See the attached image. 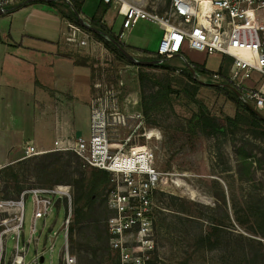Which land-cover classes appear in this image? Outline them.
Here are the masks:
<instances>
[{
	"label": "rangeland",
	"instance_id": "obj_1",
	"mask_svg": "<svg viewBox=\"0 0 264 264\" xmlns=\"http://www.w3.org/2000/svg\"><path fill=\"white\" fill-rule=\"evenodd\" d=\"M102 1L83 0L82 15L89 20L98 17ZM126 1L161 14L170 7V0ZM62 6L55 8L57 17L49 13L51 7L47 3L35 5L14 18L11 14L0 16V264H20L23 257L24 264L62 262L68 199L58 201L56 198L53 213L46 220H38L36 237H31L33 194L42 191V196L49 198L59 187L72 190L74 215L69 227V243L77 264H118L108 229V221L116 216L111 207L113 193L119 191L128 196L139 188L138 179L142 180L137 177L136 184L129 186L125 175L118 177L110 172L111 177L98 187L93 204L77 218L75 212L87 202L89 183L94 178V170L84 159L74 150L55 149L39 150L45 153L25 158L27 144L18 149L9 144L11 132L19 133L15 130L17 127L26 130L35 119V112L45 113L59 105L57 99L62 95L55 90L43 91L49 100L39 101L33 86L36 79L49 88L63 89L69 84L70 101L89 105L92 96H96L100 99L98 109L120 113L116 117L122 123L112 132L110 143L125 145L121 155L130 156L135 149L149 150L150 153L145 154L149 158L153 155L152 167L159 174L158 186L149 193L155 264H264L262 130L236 120L238 110L230 99L231 93L225 86L213 84L212 75L201 74L192 79L188 68L178 65L189 61L216 71L226 58L220 54L208 57L188 47L184 48L182 58L157 57L163 31L144 20L124 42L120 34L124 18L118 7L112 5L107 17L112 34L137 60L156 61L153 64L156 68L148 69L123 60L91 32L95 49L91 47L89 55L83 56L95 65V70L75 69L72 61L56 55L60 50L65 51L62 16L67 17L74 11L67 0ZM59 37L63 43L59 42ZM56 44L59 47H55ZM138 49L153 54L136 51ZM68 51L72 52L69 48ZM142 70L158 77L159 87H169L170 92L169 104L149 120L141 107L139 73ZM93 75L95 85L99 86L94 93ZM191 81L199 87L195 96L198 103L182 92L183 85ZM247 84L253 86L249 81ZM90 110L91 106L80 119L88 133L86 138L90 134ZM48 113L50 116L53 112ZM201 115L217 119L214 136L204 134L203 131L212 130H205ZM228 119H234L235 123H229ZM150 132L158 139H149ZM113 148L116 151V147ZM19 188L23 190L21 194ZM24 194L26 218L23 225ZM135 204L138 205V201ZM55 233L58 238L55 251L51 253L50 238ZM133 234L136 237L137 231ZM45 248L47 253H44Z\"/></svg>",
	"mask_w": 264,
	"mask_h": 264
},
{
	"label": "built area",
	"instance_id": "obj_2",
	"mask_svg": "<svg viewBox=\"0 0 264 264\" xmlns=\"http://www.w3.org/2000/svg\"><path fill=\"white\" fill-rule=\"evenodd\" d=\"M37 1L39 0H0V10L5 14H13L21 7ZM104 2L117 6L119 14L124 18L122 38L142 20L156 24L162 29L163 37L156 53L157 57L165 59L183 57L184 48L188 47L192 51L206 53L208 57L220 54L232 58L228 79L253 104L254 109L264 116V0H170L169 10L163 14L149 11L142 4L127 1L128 4L126 0ZM80 16L82 26L67 18L63 19L65 26L63 36L65 44L71 51L89 55L90 48L95 44L89 28L92 21L82 14ZM92 49L94 51L95 47ZM185 67L189 69L187 62ZM221 67L225 69L226 64L222 63ZM221 67L212 74L210 80L213 84H224V78L220 73ZM255 73L262 76L263 83L260 88H250L247 84ZM95 87L99 88L98 84ZM99 101L100 99L95 96L90 104L89 137H78L75 142L57 140L54 149L74 150L91 168L105 170L118 177L125 175V181L129 186H134L136 178L142 177V180L138 179L139 188L134 189L128 196L119 191L113 193L115 198L111 201V207L116 216L108 221V229L111 246L118 254V264H155L156 246L153 220L150 218L149 193L158 186L159 174L152 167L153 155L150 158L144 156L147 162L137 156L134 150L130 156L121 155L125 145L121 147L120 144L110 143L112 132L114 133L118 124L122 123L116 117L120 113L118 111L108 113V110L98 109ZM124 118L126 119L125 116ZM125 119L123 125H126ZM113 147H116V152H113ZM25 150V158L45 153L30 143ZM42 194V191H35L33 194L31 237H36L38 220H46L60 199H68L69 208L64 223V255L60 264H77L76 257L70 252L69 243V227L74 215L72 190L69 187H59L51 192L49 198L43 197ZM24 196L25 194L22 197L23 225L26 218ZM136 201L138 205L135 204ZM136 231L134 237L133 233ZM57 238L58 233L50 238L51 253L55 251ZM45 250L44 253H47V248ZM22 259L24 264L25 257Z\"/></svg>",
	"mask_w": 264,
	"mask_h": 264
},
{
	"label": "trees",
	"instance_id": "obj_3",
	"mask_svg": "<svg viewBox=\"0 0 264 264\" xmlns=\"http://www.w3.org/2000/svg\"><path fill=\"white\" fill-rule=\"evenodd\" d=\"M37 2H43L42 0H39ZM70 4L73 7V12L67 15L66 18H68L70 21L74 22L75 24L82 26L81 20L79 18V15L82 14V0H69ZM53 3V2H52ZM112 9L111 4H106L104 0L102 1L101 4V9L99 12L98 17L91 19L92 21V26L101 32L94 31L91 29V32H94V34L103 42L105 43L106 46L109 48H112L123 60L128 61L129 63H132L129 59H127L121 51L110 41H108L106 38H104L100 33L109 35L113 37L116 42L121 44L124 48L126 47L125 44L122 43V41L116 37L115 35L112 34V31L103 23V19L107 16L109 11ZM136 51H140L145 54H153L150 53L147 50L144 49H138ZM62 57L73 61L74 65L77 67H83V68H88L95 70L94 64H92L89 60V58L84 57L83 55L76 53V52H70L67 54L62 55ZM226 58V57H225ZM148 61V60H147ZM232 58H226L224 63L226 64V68L224 69L221 67V75L224 78V84H228L231 87H234L232 82L228 79L227 74H228V69L230 65L232 64ZM152 62V60L148 61ZM156 62V61H154ZM187 65L191 67L192 70L195 71V75L193 74L191 69H188L190 72V77L194 79L193 77L204 74V75H212L214 74V71L208 69L205 65H197L194 63H190L189 61L187 62ZM144 68L148 69H154L156 68L155 65H142ZM92 90L93 93L97 90L94 83V78L95 76H92ZM158 77H156L153 74H149L142 70L139 73V82H140V92H141V107L143 111V115L149 120L151 116L157 111H160L164 106L169 104L168 97H169V87H159L158 83ZM223 84V85H224ZM235 88V87H234ZM199 90V87L197 83L194 81L185 83L183 85L182 92L188 96L189 98L192 97L193 101L198 103L196 101L195 96ZM227 90V89H226ZM231 90V89H230ZM227 90L230 92L231 96L230 99L236 104L237 110H238V119H236L238 122H240L242 125L249 126V127H254L256 129L262 130L260 133L261 136L264 137V119L261 118L257 112H255L250 106L245 104L243 101H241L237 95L231 90ZM201 120L202 122L206 124L205 130L211 129L210 133H206V131H203L205 135L211 137L214 136L215 131L214 128L217 126V119L214 117H207L204 115H201ZM229 123H235L234 119H228ZM94 178L92 181L89 183L90 190L87 194V202L85 205L81 208H78L75 212L76 217L78 218L80 215H82L86 208L91 206L95 200L96 193L98 192V187L105 183L109 177H111L110 173L105 170H100V169H94ZM22 188H19V193L21 194Z\"/></svg>",
	"mask_w": 264,
	"mask_h": 264
},
{
	"label": "crops",
	"instance_id": "obj_4",
	"mask_svg": "<svg viewBox=\"0 0 264 264\" xmlns=\"http://www.w3.org/2000/svg\"><path fill=\"white\" fill-rule=\"evenodd\" d=\"M63 2H64V0H52L51 2H37V3H33V4H28L26 6L21 7L20 9L16 10L13 14H11V17L14 18L23 12H28L30 9L33 8V6L41 4V3L49 4L51 7V8L49 7L50 8L49 13L52 16L57 17L58 13L55 10V8L56 7H63L62 6ZM52 8H54V9H52ZM55 11H56L57 15L55 14ZM4 15H6V14H4ZM108 16H109V13L103 19V23L111 30V25L107 21ZM65 18L66 17L62 16V21H61L62 26H64L63 19H65ZM58 26L60 27V23H58ZM52 27L54 28V25ZM52 31L54 32L55 28ZM63 31H64V27H63ZM122 32H123V30H122ZM54 35L55 34H52L51 36H54ZM129 35H130V32L126 33V35L123 38L124 42L127 40ZM48 37H50V36H48ZM63 40H62V38L59 37V42L61 41L63 43ZM47 41H49V40H47ZM55 47H59V44ZM63 48L65 49V51L60 50L56 55H57V57H59L61 59H66V58L62 57V55L70 53V51H68L66 44L63 45ZM177 58H182V57H177ZM185 64L186 63H179L178 65H179V67L184 68ZM73 65H74V63H73ZM74 68L77 69V68H83V67H77L74 65ZM262 81H263L262 76L260 74L255 73L252 80L249 81V82L253 83V86L252 87L249 86V87L250 88H260L262 83H263ZM68 85L67 86L65 85L66 87L63 89L49 88L48 86L42 84V82L39 79H36L33 86L35 88L34 90L36 91L35 94L36 95L39 94V101L49 100L48 98L44 97V95H46V94H44L43 91H45L46 93H49L50 90H51L50 92H53V90L57 91V93L60 92L59 94H61L63 98L60 96V99H57V102H59V105H56L55 109L54 108L51 109V107H50L45 113L35 112V115H34L35 119H33L32 124L27 125L26 130L24 128L22 130H19L18 127L15 128V126H14L15 130L20 131V132L19 133L16 131L14 133L11 132V138L9 139V144L11 147L18 149L22 145H26V144L30 143V144L35 145V147L38 150H53L55 148V144H56L57 140L64 141V142L65 141L75 142V140L78 137H87L88 136V133L86 134V132L82 128V124L80 122L81 121L80 119L84 116V113L86 111L88 112L89 106H90L91 101L93 99V96L91 98L89 105L85 104L83 102H74V100L70 101L69 100L70 98H68L69 96L67 95V87H68V89H70V87ZM66 96L68 99L66 98ZM49 111L53 112L52 115H50V116H48ZM45 116H47V118H45ZM89 116H90V114H89ZM89 121H90V119H89ZM13 125H15V123H13ZM28 127H29V129H28Z\"/></svg>",
	"mask_w": 264,
	"mask_h": 264
},
{
	"label": "water",
	"instance_id": "obj_5",
	"mask_svg": "<svg viewBox=\"0 0 264 264\" xmlns=\"http://www.w3.org/2000/svg\"><path fill=\"white\" fill-rule=\"evenodd\" d=\"M42 1H43V2H51L52 0H42ZM4 14H5V12H3V11L0 10V16H2V15H4ZM80 15H81V14H80ZM80 15H79V16H80ZM79 18H80V20H81V23H83V21H82V19H81V16H80ZM89 28L92 29V30H94V31L101 32L100 30L94 28L93 26H89ZM100 34L103 35V36H105V35L102 34V33H100ZM105 37H106V36H105ZM114 44H115V46L121 51V53H122L127 59H129L130 61H132V62H134V63L140 64V65H153L154 63H156V62H154V61H152V62H148V61H139V60H137V59L134 57V55H132L131 53H129V52L127 51V49L124 48L121 44H119V43L116 42V41L114 42ZM188 67H189V66H188ZM189 69H191V67H189ZM191 70H192V69H191ZM192 72H193V74L195 75V71L192 70ZM222 86H225L226 88L231 89V90L237 95V97H238L241 101H243L245 104H247L248 106H250L255 112H257V111L254 109L253 104H252L250 101H248L238 89H236V88H234V87H231V86L228 85V84H224V85H222ZM257 114H258L261 118L264 119V116H263L262 114H260L259 112H257ZM41 261H42V262L44 261V257H42V260H41Z\"/></svg>",
	"mask_w": 264,
	"mask_h": 264
},
{
	"label": "bare ground",
	"instance_id": "obj_6",
	"mask_svg": "<svg viewBox=\"0 0 264 264\" xmlns=\"http://www.w3.org/2000/svg\"><path fill=\"white\" fill-rule=\"evenodd\" d=\"M126 2H127V1H126ZM127 3L129 4V2H127ZM130 3H131V2H130ZM147 135H148V138H149V139H153V138L158 139V138L156 137V135H155L154 133H152V132L148 133ZM113 149H114V148H113ZM134 151H135V154H136L137 156H140L141 159L144 160V162H147L146 159H144V156H143V155L150 153L149 150H139V149H135ZM113 152H116V151L113 150ZM145 156H146V155H145ZM20 263H21V264L23 263V259H22V258L20 259Z\"/></svg>",
	"mask_w": 264,
	"mask_h": 264
},
{
	"label": "flooded vegetation",
	"instance_id": "obj_7",
	"mask_svg": "<svg viewBox=\"0 0 264 264\" xmlns=\"http://www.w3.org/2000/svg\"><path fill=\"white\" fill-rule=\"evenodd\" d=\"M105 36H103L104 38H106L108 41H110L111 43H113L114 44V42L116 41L113 37H111V36H109V35H106V34H104ZM116 36V35H115ZM115 45V44H114Z\"/></svg>",
	"mask_w": 264,
	"mask_h": 264
}]
</instances>
